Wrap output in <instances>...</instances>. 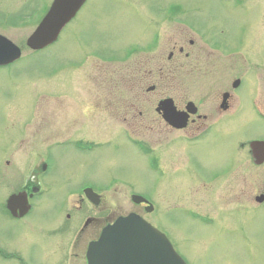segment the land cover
Here are the masks:
<instances>
[{
    "label": "rangeland",
    "instance_id": "rangeland-1",
    "mask_svg": "<svg viewBox=\"0 0 264 264\" xmlns=\"http://www.w3.org/2000/svg\"><path fill=\"white\" fill-rule=\"evenodd\" d=\"M51 1L0 0V34L22 50L18 62L0 68V264H86L83 251L92 235L82 238L81 250L71 248L83 222L130 212L159 225L186 264H264V203L255 202L264 194V163H252L248 144L264 140V0H88L58 42L32 53L26 39ZM170 3L177 12L164 21ZM139 16L146 23L141 39ZM152 27L161 33L153 45ZM175 44L177 80L170 84L165 71L157 84L156 72L146 66L142 128L126 134L121 110L109 107L105 115L94 97L126 96V63L145 58L169 69ZM137 45L150 48L149 54L128 62L126 49ZM236 79L242 85L234 95L244 97L220 118L212 116L217 131L191 141L159 123L158 99L201 102L208 113L207 94L216 99L214 91L229 90ZM155 83L160 88L147 93ZM229 133L231 142L222 139ZM79 142L87 147L79 149ZM43 163L49 173L42 195L28 217L13 220L8 198ZM189 167L202 177L186 175ZM218 177L219 184L211 183ZM86 186L102 195L99 208L80 193ZM132 195H142L155 211L139 212ZM190 212H201L208 223Z\"/></svg>",
    "mask_w": 264,
    "mask_h": 264
},
{
    "label": "flooded vegetation",
    "instance_id": "flooded-vegetation-1",
    "mask_svg": "<svg viewBox=\"0 0 264 264\" xmlns=\"http://www.w3.org/2000/svg\"><path fill=\"white\" fill-rule=\"evenodd\" d=\"M172 3H170V5L166 7V9H165V11L163 13L164 14V21H169L171 19L172 15H174L177 12L176 11L177 10L176 4H172ZM238 3L240 4V1H238ZM131 11L135 12L134 10H131ZM136 13H139V12L136 11ZM137 19L138 20H136V25H137L138 29H136L137 30L136 31L137 32L136 36H137V38L141 39L140 38V34H139V29L142 27L143 24H144L143 27L145 28V24L146 23L144 22L143 19H141L140 16L137 17ZM141 20H143L144 23ZM152 25L154 27L160 29V25H156V24L155 25L152 24ZM154 27H152L153 28L152 31L148 32V33H151V40L153 41V43L151 45H153L156 40H159L161 38V33L160 32H156ZM141 35H143V34H141ZM133 44L134 43H132V46H133ZM156 44H157V42H156ZM189 44H190V46H193V42L192 41H190ZM138 46H140V45H137V48L129 47V48L126 49V51L131 54L127 58L128 62L132 58H134L133 61L135 62V58H136L135 55H137L139 57H145V55L149 54V53H146V50L149 51L150 48L145 50V46L143 48H138ZM175 48H176V44L172 45V50L169 51L168 56H167V60L169 62H172V65H171V67L169 69L162 68L161 65H159V62H158V64H152L150 66V64H147V62H145V58L138 59L140 61L139 62L136 61L134 64L126 63L125 66H124V69H125L124 71L127 74L128 80L125 79L126 81L124 80V82H123L124 83V91L126 93V96L124 98L118 99L117 97H113V96H99V97L95 96L94 97L97 100V103L103 104V106L101 107V110H102V113H104L105 115H107L108 113L103 111V110L108 109L109 107H114V108H117V109L121 110L122 118L125 121H127V127L125 129L126 134H128V135L137 134V133H139V131L142 128V125H141V123L138 122V120H139V117L142 116V111H140V109H142L144 107L146 99H145V96H143L142 93H140L141 92L140 87L145 85L144 70L148 71V69H145V68H147L146 66L150 67L149 68V74H151L152 71L156 72V76L155 77H157V81H156L157 84H161L162 81H163V78L167 76V73H166V76H165V71L169 73V78H167V79L169 80L170 84L174 83L177 80L178 61H177V58H176L175 52H174ZM184 51H185V49L183 47H179L178 53L180 55H182L184 53ZM188 56H189L188 54H185V58H188ZM210 67L211 66H208V68H210ZM149 77H151V76H149ZM236 80H240V79H236ZM157 84L156 83L155 84H149L147 89H146V92L147 93L155 92L158 88H160V87L157 88ZM241 85H242V82L240 80V85L237 88H233V86H234V82H233L231 84L229 90H225V91L220 92V93L218 92V94H217V91H214L216 99L212 95H210L208 93L207 94V99L205 97L206 103H207L206 106H207L208 110H210V111H207L208 113H205L204 111H201L200 108L203 105L201 102L196 103V102H193L191 100H187V101H184L185 103H183L181 105L180 104L178 105L176 100L173 99L172 97H164L162 99H158V101L156 102V105L154 107L155 108L154 111L159 116V123H162L164 125V129L167 132H169L170 134L171 133H180L183 136L184 135L187 136L186 139H189V140L193 141L194 139H199L202 136L204 137V135H206V134H208L210 132L217 131V129L214 128V126L216 124V121H214V119H211L212 116L215 115L218 118H220L221 115L226 114L227 112H230V110L232 109V101L234 99H236V97L234 95V92L236 90H240ZM106 88L107 87H105V91H106ZM108 92L112 93L111 91H108ZM140 96L143 97L142 100H141ZM250 96H251V92L249 91V93L247 95V98H249V100H251ZM218 97H219V101L216 102V100H218ZM243 97H244V95L243 96L237 95V99L236 100L238 101L239 106L241 105V100L243 99ZM94 98L90 99L89 104H92L94 102V100H95ZM165 99H171L173 101V105H174L175 109L177 110V112H180V113H184L186 111L189 103L192 104L191 108H192V110H195V113L194 114H189V116L186 117L187 122H186V126L184 128L176 129V128L171 127L169 124H167L163 120L162 113L161 112L157 113L156 109H157L159 103L162 102ZM255 111H257L256 108H255ZM130 119H132L133 121L129 122L128 120H130ZM231 135L232 134H230V133L227 134V135L224 134L222 139L226 140V138L228 137L227 141L231 142L230 139H229V136H231ZM216 136H217V139H218L219 132L216 134ZM239 141H237L238 142L237 143V148L238 149H240L241 145H242L241 142H239ZM87 144L88 143H86V145H84L82 142H79L77 144V147L79 149H84V148L87 147ZM88 149H91V146H88ZM231 152H232V149H231ZM236 155L239 156V154H237V153H236ZM231 158H233V153H232V157ZM153 161H154V166H155L154 170L157 171L158 168H159V178L163 177V179H164V175H166V173L163 172L160 169V167L156 168V165H158L157 160L153 159ZM177 169L178 170H182L181 167H178ZM177 169H174L172 172L174 173V171L177 170ZM183 170H185V169H183ZM48 171H49L48 170V166L45 163H43L41 165V167H38L35 170L33 169L31 171V173H32L31 177H28L24 187L21 190L18 189L14 194L10 195V197L11 196H19V195L20 196H24V198L26 197L27 206H29L28 213L25 214L22 217L12 216V214L9 213L8 210H7L9 216L13 217V220L21 221L22 220L21 218L24 219V218L28 217V215H30V213L34 210V205L32 204V201L36 200L39 196L42 195V193H43L42 190H43V187L45 186L44 178L49 173ZM188 171H190L192 173L191 177H202V175H199L196 170L192 169V167H189L188 169L185 170L186 175H187ZM191 177H188V178H191ZM222 179L223 178L218 177V179L215 178L214 180H210V179L209 180L211 181V183L219 184L218 182L220 180H222ZM158 181L160 182V179H158ZM86 188L87 187H84V189H81L80 193L82 192V195H83L84 199L86 200L87 203H89L90 206H92L94 209L99 208V206L102 204V200H103L102 199V195H99L100 196V201H99L98 206L95 207L84 196V190ZM136 207L139 208V212H141V213H146V211L148 209L146 204H140V205H137ZM153 210L155 211V206L154 205H153ZM18 213H19V210H18ZM54 215L57 216V213H55ZM190 217L192 219L198 221L200 224H207L208 220H209L201 212H197V213L196 212H190ZM66 218L68 219V218H70V216L66 215ZM105 220H106V222L101 223V222H99L98 219H95V218L92 219V218L89 217L83 222L82 227H80L76 231V237H75L76 241H74L73 244H71V248L73 250L74 249L77 250V251L81 250L82 238L84 239L86 237H88V238L91 237L86 242L85 247H84V251H83L84 252V256L83 257H84L85 261H86V252H87L88 245L91 242L95 241L99 237L101 231L107 225L111 224L114 221V219H111V218H108V219L106 218ZM91 227H93V228H91ZM154 227L157 230H159L160 232L164 233L162 231V229L159 227V225H157V226L155 225ZM83 232L85 233V235L82 234ZM89 234L92 235V236H90ZM164 234L167 236L169 241L174 246L173 241L170 239V237L166 233H164ZM73 255H74V257H76L75 253Z\"/></svg>",
    "mask_w": 264,
    "mask_h": 264
},
{
    "label": "water",
    "instance_id": "water-1",
    "mask_svg": "<svg viewBox=\"0 0 264 264\" xmlns=\"http://www.w3.org/2000/svg\"><path fill=\"white\" fill-rule=\"evenodd\" d=\"M84 2L85 0H54L48 14L28 39L27 46L40 50L55 42L61 29L75 16ZM19 57L20 50L0 36V66L11 64ZM167 119L176 122V117L170 113ZM251 151L256 165L264 163L263 142L252 143ZM85 192L87 198L97 204L98 197L90 190ZM263 200L264 197L257 199L258 202ZM132 201L136 204L146 203L139 196H133ZM7 207L15 217L23 216L29 210L26 197L20 195L11 197ZM87 260L88 264H184L165 237L135 214L119 218L113 225L105 228L99 240L90 244Z\"/></svg>",
    "mask_w": 264,
    "mask_h": 264
},
{
    "label": "bare ground",
    "instance_id": "bare-ground-1",
    "mask_svg": "<svg viewBox=\"0 0 264 264\" xmlns=\"http://www.w3.org/2000/svg\"><path fill=\"white\" fill-rule=\"evenodd\" d=\"M87 1H88V0H87ZM82 9H83V7H82ZM82 9H81V10H82ZM81 10H80V11H81ZM77 15H78V14H77ZM76 17H77V16H76ZM72 22H73V21H70V22H69L66 26H64V27L67 28V26L70 25ZM64 27H63V28H64ZM63 28L61 29L62 32L64 31ZM66 28H64V29H66ZM62 32H61V33H62ZM60 35H61V34H60ZM39 52H40V51H39ZM12 65H13V64H12Z\"/></svg>",
    "mask_w": 264,
    "mask_h": 264
}]
</instances>
